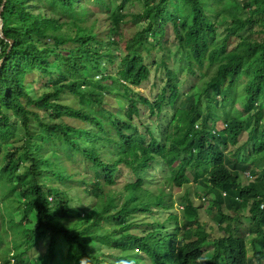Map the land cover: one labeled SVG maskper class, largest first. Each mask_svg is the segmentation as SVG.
Wrapping results in <instances>:
<instances>
[{
  "label": "trees",
  "instance_id": "obj_1",
  "mask_svg": "<svg viewBox=\"0 0 264 264\" xmlns=\"http://www.w3.org/2000/svg\"><path fill=\"white\" fill-rule=\"evenodd\" d=\"M129 2L136 6L142 2V10L129 14ZM234 3L242 4L245 15ZM4 11V34L13 43L0 37V190L3 198L16 196L12 199L21 204L20 209H7L15 213L10 227L22 220L28 229L18 245L22 248L13 253L15 264H111L96 245L132 252L127 256L130 264H264V179L257 176L243 183L241 173L256 172L255 166L232 159L226 150L239 142L244 124L254 121L257 130L251 139L257 155L264 157V0H6ZM105 11L107 40L96 31L97 16ZM130 15L132 20H143L144 27L119 49L101 50L105 41L120 45ZM169 22L177 51L189 61V71L212 67L206 92L227 99L235 80L246 79L243 114L225 121L221 129L211 112L197 108L193 94L176 107L159 134L150 125L145 131L139 128V103L159 115L166 106L175 107L180 95L177 71L167 65V59L161 65L168 80L155 100L132 87L149 79L147 56L155 57V49L164 50ZM255 24L259 36L240 34ZM233 37L239 39L235 47L230 43ZM119 52L117 75L102 73L96 78L104 60L115 62ZM30 75L37 76L35 81L50 77V84L45 83L39 93L28 81ZM66 91L80 99L79 106L59 102ZM112 95L115 110L108 107L107 97ZM13 116L21 118L25 129L20 140L13 139ZM68 119L81 124H70ZM50 144L51 152L38 153L42 145ZM60 148L69 159L76 153L92 164L83 189L98 206L93 216L91 206L71 204L64 183L85 172L70 170ZM52 161L54 169L49 168ZM154 163L165 165L171 174L152 189L140 174ZM124 168L138 178L134 175L116 192L112 187L119 184ZM47 172L56 178L53 184L42 181ZM187 172L212 195L210 211L223 236L210 237L199 220V207L189 197L182 225L177 223L172 233H162L164 221L145 223L148 228L143 230L139 223L130 222L137 213L172 210L175 201L170 187L188 183ZM244 206L252 219L249 231L255 233L252 255L246 238L234 227L242 223ZM1 217L0 225L5 223ZM169 218L178 220L173 213ZM107 220L119 225L105 229L102 224ZM47 237L46 253L32 262L28 251ZM206 247L212 249L209 259Z\"/></svg>",
  "mask_w": 264,
  "mask_h": 264
},
{
  "label": "rangeland",
  "instance_id": "obj_2",
  "mask_svg": "<svg viewBox=\"0 0 264 264\" xmlns=\"http://www.w3.org/2000/svg\"><path fill=\"white\" fill-rule=\"evenodd\" d=\"M231 3V2H230ZM236 8H238V11L240 14L245 15L244 9L241 7L242 4H235ZM143 3L139 2V6L134 5L132 2L128 3L127 12L130 14L132 12H139L142 10ZM108 13L105 11L103 13H99L97 16L98 22L96 31L98 32L99 38H108L107 32H108ZM131 15L128 16V19H131ZM145 25V22L141 19L138 20H129L124 26H125V32L121 36L120 40L121 43L118 46L117 44H110L108 45V42L105 41L103 46H100V49L105 51L107 48H118L122 45H124V41H126L130 36H133L136 32L141 30ZM259 28L258 25H251L247 27L245 30L240 32V34L244 37H257L259 36L256 31ZM224 35V32H222V36ZM175 34L173 31L172 23L169 22L166 26V35H165V48L163 50L158 48L155 49L154 54L155 57H148L147 56V62L150 65L151 68V75L148 80L144 81L140 86H132L136 92H141L145 94L149 99L155 100L156 97L160 94V92L163 89L164 84L168 80V72L165 67L161 65L163 59H167V65L169 67H175L176 69V76L177 81L179 83L180 87V95L178 98V101L176 102L175 107L166 106L163 111L159 115H152L149 111V107L139 103L141 108V115L136 118L137 123L139 124V128L141 131H145V126H152L155 133L159 134L160 132V126L167 127L170 123V121L173 118V115L176 111V107H181L186 101H188L189 96L193 94L195 101L197 103V108H201L202 112H211V116L215 121H218L219 129L223 127V123L227 121L228 119H231L232 117H236L237 115L243 114V104L245 101V78H240L235 80V84L230 89L229 97L227 99H224L223 96L215 98L211 92H206V83L209 80L211 74H212V67H205L203 69H197L196 72H190L187 64L188 60L187 58L181 53L177 51V47L175 44ZM239 39L237 37H233L230 41L231 46L235 47L234 45L237 43ZM107 42V43H106ZM114 42V41H113ZM121 49V48H120ZM239 50H242V47H238ZM173 50V54L169 55L168 51ZM119 51V50H118ZM121 51V50H120ZM117 52V51H116ZM122 52V51H121ZM146 53V52H145ZM118 54V53H117ZM149 55V54H147ZM107 56H110V54L107 53ZM115 62H110L109 60H104L102 69V72H95V77H101L102 73L106 74H113L117 75L120 66H121V57L120 52L119 55L114 57ZM36 75H30L28 77V81H33L32 87L33 89H38L39 93H42L44 91L43 85L45 83L50 84V77H44L40 79L39 81H35ZM108 83H111V80L107 81ZM226 90L224 89V92ZM136 97H138L136 95ZM116 97L112 95V97H107L108 107L112 109H117V102ZM59 102L63 104H68L72 106H79L80 99L72 94L71 92H64ZM222 103V105H221ZM44 110H41V114L43 116L44 120H48V116L43 112ZM68 118V116H66ZM142 119V122H141ZM13 121H15L13 129L15 132V135L13 139L20 140L25 136V129L21 125V118L20 117H14ZM70 124H76L80 125L81 121L74 120V119H68L67 120ZM87 125V124H84ZM254 121H251L249 123L244 124V131L242 135L240 136V140L236 145H231L226 148L227 152L232 156V159L234 160H245L246 162L252 163V166L256 168V172H252L247 170V174L250 173V176L246 175V172L243 174L241 173V181L243 183H247L249 180H253L258 178L257 176H263L264 179V157H259L257 153L255 152L254 147V141L251 139L252 132L256 131L257 128L254 129ZM76 136V135H75ZM38 150V153H48L53 150V145H42ZM59 152L61 154L62 159L64 160L67 167L72 170L74 173H83L85 174L80 175L78 177H75L74 180H71L68 182H65L64 185L69 189L68 193L70 194L71 204L75 206L82 207V203L85 204V206H91V209L89 210L91 215L93 216L97 210L98 206L95 204V200L91 198L92 196L87 195V193L84 191L85 184L83 180L87 179L91 176V168L92 164L85 160L84 158L80 157L79 154L74 153L73 155L69 156L66 154V151L64 148H60ZM153 168L149 169L146 172H143L140 174V176L143 177L144 181H146V184H149L150 188L155 189V187L161 182L166 179V176H169L171 172H169V168L164 166H161L157 163L153 164ZM49 168L54 169L55 164L52 161L51 166ZM23 170V168H22ZM134 173V172H133ZM129 171L128 168H124L123 174L119 180V184L112 187V190L118 192L120 191L126 181L131 178H135V176L138 178V176L134 173ZM135 175V176H134ZM184 177H187L189 179V182L186 184H183L181 186H171L170 192L172 194V198L174 199V208L172 210H164L162 212H158L156 209L152 212L147 213H137L131 216L130 222L132 223H139L140 229H147L148 226L145 225V223L151 222L154 223L156 220L164 221L165 226L163 230V234L166 233H172L174 229L177 226V223L181 224V220L184 216L183 209L184 205L187 201V197H189L191 200H193V203L199 207V220L200 222L205 226L206 230L210 233L211 238L220 237L224 235V230H221L219 227V223L217 220H215L212 217V213L210 211V206L212 204V195L206 194V189L199 184L196 180L193 179L192 173L187 172L184 174ZM42 181H44L46 184H53V182L56 181V178L51 173H44ZM258 183L262 185V180H259ZM64 186V187H65ZM16 196H8L3 198V195L0 190V214L4 216L5 223H2L0 225V262L3 264H8V261L10 260V264H15V258L13 253H17L22 248L21 246H18L22 240L25 238L26 234L28 233V229L25 228V222L20 219L21 214H19L15 221H18V223L14 224L13 227H10V219L12 215H15L14 212H12V215L9 213L8 210H15L20 209L21 204L14 201L12 198ZM5 199V201H4ZM18 200V199H17ZM21 200V199H20ZM4 203V204H3ZM8 209V210H7ZM171 213L176 214L178 216V220L174 218H169ZM231 214H235L234 210H231ZM249 207L244 206L240 222L242 223H235L234 227H238L239 234L241 236H244L248 242V248H249V255H252L253 246L251 244V240L254 237L255 233H252L249 231L250 222L252 223V219L249 218ZM1 215H0V222H1ZM74 218V217H72ZM31 220L32 218H29L27 220ZM73 221L75 219H72ZM103 227L105 229H110L113 226L119 225L117 222L115 223L113 220H107L103 222ZM140 231V234H142V231ZM50 238L47 237L40 241L39 245L30 249L27 253V256L30 258L32 262L36 260L38 257L43 256L49 246ZM182 244V243H181ZM99 245V244H98ZM97 246V245H96ZM95 248L100 249V251H103L105 254V258L107 260H110L111 264H130L127 262V256L131 254L132 252H124L119 249H112L109 247H101L100 245ZM211 247H206V256L208 259L211 257L212 249ZM10 252H7V251ZM36 258V259H35ZM129 260V259H128Z\"/></svg>",
  "mask_w": 264,
  "mask_h": 264
},
{
  "label": "water",
  "instance_id": "obj_3",
  "mask_svg": "<svg viewBox=\"0 0 264 264\" xmlns=\"http://www.w3.org/2000/svg\"><path fill=\"white\" fill-rule=\"evenodd\" d=\"M5 3L6 0H3V3L0 7V37L6 39V41H9L10 44L12 45L13 43V39L7 38L6 35L4 34V22H5V18H6V12L4 11L5 9ZM3 61V59L1 60V62Z\"/></svg>",
  "mask_w": 264,
  "mask_h": 264
},
{
  "label": "built area",
  "instance_id": "obj_4",
  "mask_svg": "<svg viewBox=\"0 0 264 264\" xmlns=\"http://www.w3.org/2000/svg\"><path fill=\"white\" fill-rule=\"evenodd\" d=\"M246 175H247V176H250V173H249V174H247V172H246ZM262 207H264V204H262Z\"/></svg>",
  "mask_w": 264,
  "mask_h": 264
}]
</instances>
